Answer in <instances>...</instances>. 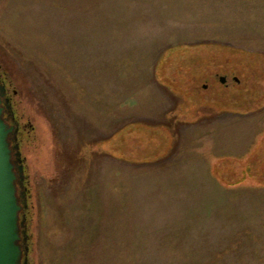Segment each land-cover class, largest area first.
I'll return each mask as SVG.
<instances>
[{
  "label": "rangeland",
  "instance_id": "374dc122",
  "mask_svg": "<svg viewBox=\"0 0 264 264\" xmlns=\"http://www.w3.org/2000/svg\"><path fill=\"white\" fill-rule=\"evenodd\" d=\"M0 64L29 264H264V0H0Z\"/></svg>",
  "mask_w": 264,
  "mask_h": 264
},
{
  "label": "water",
  "instance_id": "95a60500",
  "mask_svg": "<svg viewBox=\"0 0 264 264\" xmlns=\"http://www.w3.org/2000/svg\"><path fill=\"white\" fill-rule=\"evenodd\" d=\"M4 88L0 86V264H29L28 236L26 234L28 209L23 187L24 170L18 145L11 144L15 129L3 118L1 97ZM13 156L18 158L15 166Z\"/></svg>",
  "mask_w": 264,
  "mask_h": 264
},
{
  "label": "flooded vegetation",
  "instance_id": "af4514ba",
  "mask_svg": "<svg viewBox=\"0 0 264 264\" xmlns=\"http://www.w3.org/2000/svg\"><path fill=\"white\" fill-rule=\"evenodd\" d=\"M2 66L0 64V86L4 88L3 96L1 97L2 103L1 107L3 108V118L7 125L12 126L15 131L11 135V144L19 146V152L21 154L20 160L23 165L24 170V179H23V187L21 189L18 188V194L24 193L25 198H29L28 193V180L26 175V163L25 158L23 157L22 148L24 146V138H27L26 131L27 128H31L30 124L24 123L21 116L17 115L16 112V102L19 97V91L14 85L13 81L9 79L6 72H2ZM13 161L15 166L19 165L18 158L13 156ZM25 218H27V214H25ZM26 234H27V224H26ZM28 236V235H27ZM29 238V236H28Z\"/></svg>",
  "mask_w": 264,
  "mask_h": 264
},
{
  "label": "crops",
  "instance_id": "0c3cea01",
  "mask_svg": "<svg viewBox=\"0 0 264 264\" xmlns=\"http://www.w3.org/2000/svg\"><path fill=\"white\" fill-rule=\"evenodd\" d=\"M260 110L264 111V102H263L262 107H261ZM255 115L256 114L254 112H252L251 117L249 118V119H251L250 123H248V120L246 119V122H247L246 126L249 127V128H247L248 129V134L246 132L247 135H244V136L240 135L239 138L241 139V141L239 140V138H236L239 141V143H242L243 138L246 137L245 144H244V146H242V149H240L241 153L244 152V151L245 152H249L250 150H257L258 148H257L256 145H255L254 148H250V147H252L254 145V143H255V141L257 139H259V142H262V138H263L262 135H263V131H264V119L261 120L262 121L261 122L262 123L261 124V128L262 129L258 130L257 127H259L260 125H259V120H258V118H255L256 117ZM232 138L234 139L233 136H231V139ZM252 138H253V140H252ZM237 150L238 149H235L236 153H237ZM260 152L261 151L258 150V152L256 154V157L259 160L261 159V155H259ZM232 155H234V154L232 153ZM259 164L261 165V163H259ZM259 169L262 170L263 167H260ZM245 176H246V180L248 182L249 178H250V172L247 171L245 173Z\"/></svg>",
  "mask_w": 264,
  "mask_h": 264
},
{
  "label": "trees",
  "instance_id": "16d2710c",
  "mask_svg": "<svg viewBox=\"0 0 264 264\" xmlns=\"http://www.w3.org/2000/svg\"><path fill=\"white\" fill-rule=\"evenodd\" d=\"M25 214H27V211L25 212Z\"/></svg>",
  "mask_w": 264,
  "mask_h": 264
}]
</instances>
